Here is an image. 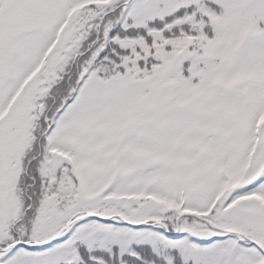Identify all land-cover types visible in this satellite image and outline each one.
<instances>
[{
  "label": "snow or ice",
  "instance_id": "6c2138e0",
  "mask_svg": "<svg viewBox=\"0 0 264 264\" xmlns=\"http://www.w3.org/2000/svg\"><path fill=\"white\" fill-rule=\"evenodd\" d=\"M0 264H264V0H0Z\"/></svg>",
  "mask_w": 264,
  "mask_h": 264
}]
</instances>
